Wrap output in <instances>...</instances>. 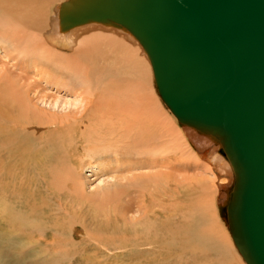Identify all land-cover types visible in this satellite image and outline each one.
Here are the masks:
<instances>
[{"label":"bare ground","instance_id":"bare-ground-1","mask_svg":"<svg viewBox=\"0 0 264 264\" xmlns=\"http://www.w3.org/2000/svg\"><path fill=\"white\" fill-rule=\"evenodd\" d=\"M55 2L0 0V264H108L97 260L94 244L100 247L101 240L76 235L83 224L80 208L95 199L90 181L96 176L107 181L100 189L110 192L99 206L118 208L116 221H109L111 229L121 231L117 223H126V249L146 260L144 264H206L209 259L241 264L242 254L231 245L229 252L201 243L207 235L202 228L210 219L207 208L198 203L200 208H180L177 202L158 215L148 193L162 179L171 187L178 174L174 164L183 162L202 173L195 174V184L186 176L181 186L189 182V193L198 202L217 200L222 184L230 182L229 164L218 146L199 152L186 130L165 113L160 98L145 93L147 65L131 43L148 55L117 22L91 16L100 11V0ZM70 15L83 20L64 28L62 17ZM17 20L25 23L15 30L5 25ZM88 27L100 30L81 35ZM78 37L75 53L56 49H71ZM15 40L19 54L4 49ZM132 191L141 213L127 214ZM75 204L79 207L73 208ZM213 209L217 215L220 207ZM76 210L65 220L67 212ZM195 210L203 217L200 222ZM64 222L71 228L64 229ZM116 242L117 237L109 238L104 248L124 249ZM116 255L109 252V264Z\"/></svg>","mask_w":264,"mask_h":264},{"label":"water","instance_id":"water-1","mask_svg":"<svg viewBox=\"0 0 264 264\" xmlns=\"http://www.w3.org/2000/svg\"><path fill=\"white\" fill-rule=\"evenodd\" d=\"M100 4L91 16L140 42L191 144L202 154L218 146L230 168L221 216L247 264H264V0ZM73 15L62 17L64 28L83 20Z\"/></svg>","mask_w":264,"mask_h":264},{"label":"rangeland","instance_id":"rangeland-1","mask_svg":"<svg viewBox=\"0 0 264 264\" xmlns=\"http://www.w3.org/2000/svg\"><path fill=\"white\" fill-rule=\"evenodd\" d=\"M25 1L29 2L30 0H25ZM63 1L64 0H57V2H55V4L58 5ZM27 15H25V17H24L25 19H26ZM53 15H54V8L52 9V16ZM24 23L25 22H23L22 20L6 21L5 25L7 27L11 28L12 30H15L18 26L23 25ZM99 30L100 29L88 27V28H85V30L81 32V35H87L88 33H91V32L94 33L96 31L99 32ZM104 31L105 32H112L113 30L105 29ZM0 36H2L1 33H0ZM116 37H117V35H116ZM78 39H79V37L76 38V43L71 49H66V48L60 49V47H57L56 49H58L59 51L61 50V52L65 53L66 55L70 54V53H75V49L79 45ZM119 39H121L123 41V43L126 45H130V43H131V41L127 40V38H125V37H124V39L127 40L126 41L127 43H125V40L123 39V37H119ZM15 43H16V40L12 41V42H6L4 49H6L7 51H11V52L19 54L18 50L15 48ZM135 45H136L135 43H131L130 46L134 49V51H136V52L139 51L138 54L141 53L140 57L142 59L140 61L142 63L144 62L143 63L144 66L147 65L146 69H147L148 73L145 72V75L147 74L145 76V77H147V78H145V81L146 80L147 81L144 84V86L146 87L145 93L157 95L160 98V100L162 101V103L165 105V108H166V109L164 108L165 113H167L171 118H173L175 120L178 127H181L183 129L184 127L180 124L178 118L172 113L171 109L167 106V104H165V102L163 101V99L161 98L160 94L157 91L152 66L150 64V60H148V58H147L148 56L145 57L146 55H144L140 51L141 50L139 48L140 45L139 46H137V45L135 46ZM137 49H138V51H137ZM53 91H54V88L50 90V92H53ZM174 120H173V122H174ZM175 165H176L175 168L178 170V174L180 173L179 172L180 169H184L186 167V165L184 166L183 162H178V163L174 164V166ZM162 166H165V165L162 164ZM193 166H194V164H191L190 168H187L188 167L187 166L186 167V169H187L186 173L183 172V173L178 175L177 172H175L173 175L174 180L172 182L173 184L171 187L167 183V181L164 179L159 181V183L156 187H151V189L148 191V193L152 195L153 202H154V204L151 208H153L157 212V214L160 215V214L164 213L165 211L167 214L168 213L167 208H175V203H177V202H179L182 205L180 208H190L192 205H195L197 208L198 205L200 206V204H201V206H202V207L200 206L201 208H207L208 209L206 218L209 219V217H210V219H209V221H207V225H206V227L210 226V229L208 230L209 227L204 228L203 226H201V227H203L202 228L203 230L206 229L208 232H210V234H209L205 230V233H207V235H206V238L201 243H203V242H204V244L208 243L207 246L214 248V250H217L219 247H221V248H224L225 251L228 250L229 252H231V249H230V245H231L232 249L235 250L236 253L239 252L238 250H236L237 248L235 249V247L233 245V243H234L233 238L231 236L229 229L227 228L225 221L223 220V218L219 212L220 210L218 211V214L215 215V211L213 208L219 207L217 205L219 197L217 198V200H215V198L213 199V197L211 199L209 197L204 198L205 197L204 196V197H202L204 199H202L201 201L198 202V200H196L197 199L196 195H192L189 193L190 192V188H188L190 185L189 182L186 183L185 185L181 186L186 176H190L192 178V179L191 178L190 179L195 184V182H194L196 179L195 174L196 173H198V174L202 173L201 169L196 168L195 166L193 167ZM90 172L91 171L86 170L84 174L88 175V174H90ZM209 177H211V176L209 175ZM222 177H224V176H222ZM101 178H102V176H96L95 180L90 181L91 183H95L94 188L92 190V193H96L95 194L96 196L92 202L87 203L80 208L81 213H82L83 224L80 225L81 231L76 232L77 238H81V237L86 238L90 234H92L97 241L101 240L100 247H96V242H95L94 246L96 249V253L99 256L97 258V260H99L102 263L103 262L106 263V261H107L109 264V258H110L109 252H112V256L115 253L118 254V255L113 257L112 264H113V260L115 261V264H144L146 260L142 259L140 256L134 257L126 249L125 238H126L127 234L124 231V228H126V223H123V222L117 223V226L122 228L121 231L116 227L111 229V223H109V221H116L114 219L115 215H116L115 211L118 208L114 207L113 205H108L106 207H103L101 205L99 206L100 200L107 198L110 195L109 190L108 191H102L100 189L107 182V181L101 180ZM219 181H220L219 179H218V181L216 179L215 182L217 184H222V183H219ZM224 184H227V182ZM167 187L172 188V189H168ZM131 193H132L134 199L132 201V204H131L130 200L128 202V205L126 207V208H128L127 214L128 213L133 214V212L141 213V209H139L140 208V202L138 201V204H137V192L132 191ZM211 194L214 195L213 191H211ZM215 195L217 196V193ZM203 202H204V205H206V207L204 205H202ZM216 202H217V204L215 205ZM195 203H198V205ZM78 207H79V204H75L73 208H78ZM200 207H198V208H200ZM92 208H100V210L94 211V210H92ZM123 208H125V207L123 206ZM195 211L196 212H192L195 219L197 218L196 220L199 221V218L200 219L202 218V220H203V217L201 216L200 211L199 210H195ZM78 212H79V210L67 212L65 215V220H69L74 214H77ZM136 215H138V214H136ZM218 220L220 221V223L223 226H220V223L218 222ZM94 222H96V223L94 224ZM62 226L64 229H70L71 228V226L69 225L68 222H64L62 224ZM198 226H200V225L198 224ZM197 228L201 229L200 227H197ZM208 236H209V238H208ZM116 237H117V242L114 245H118L124 249H117V250L112 249L111 250L110 247L105 249L104 248L105 246H109V243H108L109 238H111V241H112V240L116 239ZM214 238H216V239L214 240ZM208 239H209V241H208ZM211 240H214V242ZM210 243H212V244H210ZM228 243H229V245H228ZM231 255H232V253H231ZM239 255H240V253H239ZM234 256L236 257L235 254H234ZM212 257L214 259V256H212ZM241 258H242L244 264H247L242 256H241ZM212 261L209 259L207 262H204V263L214 264ZM236 261H238V259ZM243 262L241 264H243Z\"/></svg>","mask_w":264,"mask_h":264}]
</instances>
